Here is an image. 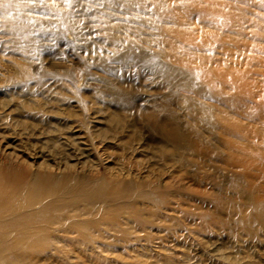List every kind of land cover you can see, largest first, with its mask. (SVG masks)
Returning <instances> with one entry per match:
<instances>
[{"label": "bare ground", "instance_id": "1", "mask_svg": "<svg viewBox=\"0 0 264 264\" xmlns=\"http://www.w3.org/2000/svg\"><path fill=\"white\" fill-rule=\"evenodd\" d=\"M1 68L0 264H264V0H0Z\"/></svg>", "mask_w": 264, "mask_h": 264}, {"label": "rangeland", "instance_id": "2", "mask_svg": "<svg viewBox=\"0 0 264 264\" xmlns=\"http://www.w3.org/2000/svg\"><path fill=\"white\" fill-rule=\"evenodd\" d=\"M76 60H77V57L74 54H70V52L69 53L59 52L54 56L53 63H55V65H58L59 67H61L63 69H71L72 64ZM49 67L50 66H48V69H52ZM0 73H4L2 68L0 69ZM0 80H2L3 83H5L6 77L0 76ZM20 98H21L20 95H18V96L16 95V96H13L12 100L13 101H19ZM141 130H143V128ZM143 131H145V129ZM145 133H147V132H145ZM152 136L153 135H151V134L147 135L146 138H147L148 142H152V140H151ZM42 146L43 147L41 148V150H42L43 157L40 160L42 161V163L46 164V166H48L49 168H54L55 165H61V164L63 165L64 164L63 162L65 160H67L68 158L71 159V157L69 155L66 157L65 154L61 153L58 146L52 145L51 143H48L46 141L43 143ZM55 161H57V162H55ZM104 164H105V162L102 161L100 164L97 165V167L95 168L96 173H99V174L105 173L106 168H105Z\"/></svg>", "mask_w": 264, "mask_h": 264}]
</instances>
